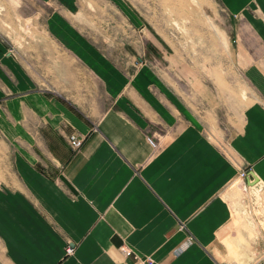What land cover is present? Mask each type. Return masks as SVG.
<instances>
[{
    "label": "crops",
    "instance_id": "1",
    "mask_svg": "<svg viewBox=\"0 0 264 264\" xmlns=\"http://www.w3.org/2000/svg\"><path fill=\"white\" fill-rule=\"evenodd\" d=\"M216 1L237 42L218 41L215 74H185L186 94L160 69L124 71L62 13L45 29L66 63L48 61L41 84L4 57L18 79L9 107L25 121L12 125V180L0 186V264H135L122 247L158 264H264L263 239H250L264 220L241 218L226 196L242 170L264 188V0Z\"/></svg>",
    "mask_w": 264,
    "mask_h": 264
},
{
    "label": "rangeland",
    "instance_id": "2",
    "mask_svg": "<svg viewBox=\"0 0 264 264\" xmlns=\"http://www.w3.org/2000/svg\"><path fill=\"white\" fill-rule=\"evenodd\" d=\"M54 13H62L66 24L82 31L75 28L124 71L132 66L160 69L183 94L191 90L184 80L191 70L200 74L202 68L205 74L216 73L217 67L211 62L220 48L218 41L226 44L235 38L237 42L231 33L234 22L216 0H72L70 3L49 0L48 4L41 0H0V186L9 185L12 180L16 148L12 146V137L19 135L12 125L23 128L25 121V118L15 119L9 107V101L19 93L12 90V83L16 84L18 79L4 57L9 54L22 77L24 71L31 81L40 84L44 65L51 67L59 58L61 65L66 63L67 56L51 45V34L45 29ZM243 38L244 35H239L238 41L243 42ZM50 72L54 79L56 76ZM240 83L241 91L246 92L245 85ZM97 95L100 106H110L99 87ZM249 102L248 97L240 98L237 107L243 110ZM226 196L241 218L245 216L257 225L264 220L263 187L251 189L238 180L230 184ZM235 225L244 228L240 223ZM261 231L250 239L264 241V229ZM3 253L0 247V255ZM225 254L223 250L216 251L220 261L230 262ZM255 256L254 252L252 261Z\"/></svg>",
    "mask_w": 264,
    "mask_h": 264
},
{
    "label": "built area",
    "instance_id": "3",
    "mask_svg": "<svg viewBox=\"0 0 264 264\" xmlns=\"http://www.w3.org/2000/svg\"><path fill=\"white\" fill-rule=\"evenodd\" d=\"M68 141H69L70 147L75 151L81 149L83 144H84L83 140L81 138H79L77 135H70ZM148 141L154 148L157 147V143L154 141L153 138H148ZM239 178L245 185H247L246 180H248V179L252 180L253 179L252 176H250L246 170H242ZM66 251L68 254H71L73 252V247L69 246ZM121 252H123L126 257L132 258L134 260L135 264H158L151 257L150 258H141V257H138L137 255H134L133 252L130 251L129 249H127L126 247H122Z\"/></svg>",
    "mask_w": 264,
    "mask_h": 264
},
{
    "label": "water",
    "instance_id": "4",
    "mask_svg": "<svg viewBox=\"0 0 264 264\" xmlns=\"http://www.w3.org/2000/svg\"><path fill=\"white\" fill-rule=\"evenodd\" d=\"M256 180H258V178H257V176L255 175V181H254V182H250V181H249L248 185H249V186H250V185H254L255 182H256Z\"/></svg>",
    "mask_w": 264,
    "mask_h": 264
},
{
    "label": "bare ground",
    "instance_id": "5",
    "mask_svg": "<svg viewBox=\"0 0 264 264\" xmlns=\"http://www.w3.org/2000/svg\"><path fill=\"white\" fill-rule=\"evenodd\" d=\"M258 183V181L256 180V182H255V184L254 185H256ZM254 185H250V186H254Z\"/></svg>",
    "mask_w": 264,
    "mask_h": 264
}]
</instances>
